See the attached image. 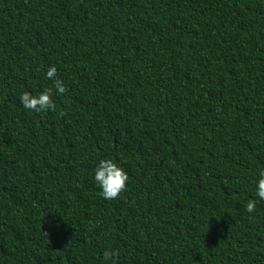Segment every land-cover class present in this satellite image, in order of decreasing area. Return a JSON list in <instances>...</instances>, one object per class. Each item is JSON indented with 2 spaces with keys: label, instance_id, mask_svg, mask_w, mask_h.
<instances>
[{
  "label": "trees",
  "instance_id": "1",
  "mask_svg": "<svg viewBox=\"0 0 264 264\" xmlns=\"http://www.w3.org/2000/svg\"><path fill=\"white\" fill-rule=\"evenodd\" d=\"M261 171L264 0H0V264H264Z\"/></svg>",
  "mask_w": 264,
  "mask_h": 264
},
{
  "label": "clouds",
  "instance_id": "2",
  "mask_svg": "<svg viewBox=\"0 0 264 264\" xmlns=\"http://www.w3.org/2000/svg\"><path fill=\"white\" fill-rule=\"evenodd\" d=\"M57 75V69L55 66L48 68L46 73L47 79H53ZM54 87L57 94H64L67 89L63 82L56 78L54 79ZM21 103L23 107L27 110H32L37 113L44 112L47 110H56V104L52 98V89H47L41 92L39 95H32L29 92H24L20 96ZM60 116L66 115L65 112L61 111ZM260 179L258 181L257 194L261 199H264V171L259 173ZM95 181L102 189L101 195L106 200L116 199L121 192H123L127 187V181L129 180L128 174L118 167L116 163L112 160H101L97 168L95 169ZM246 210L248 212H253L255 210V201L250 200L246 205ZM118 251H105L103 253L104 259L111 260L113 257L118 256Z\"/></svg>",
  "mask_w": 264,
  "mask_h": 264
}]
</instances>
